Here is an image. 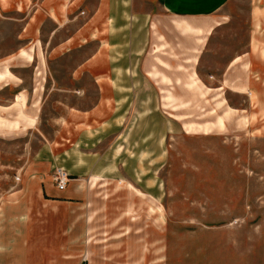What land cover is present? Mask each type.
<instances>
[{
	"label": "rangeland",
	"instance_id": "obj_1",
	"mask_svg": "<svg viewBox=\"0 0 264 264\" xmlns=\"http://www.w3.org/2000/svg\"><path fill=\"white\" fill-rule=\"evenodd\" d=\"M253 5L231 0L211 16L178 18V45L158 52L140 50L147 28L137 17L112 37V52L110 37L95 35L81 52L10 69L16 87L2 89L5 78L0 80V117L19 123L0 124L6 264H73L61 259L62 235L72 239L71 249L85 248L86 264H109L115 251L119 264H190L200 238L210 262L217 253L212 247L221 249L228 239L231 252L261 254L264 264V84L251 77L246 85L253 73L241 64L264 53H238L249 48L254 33ZM135 7L163 13L156 0H138ZM88 15L79 21L71 16L67 30L83 25L89 31L99 19L89 23ZM202 19L226 23L215 35L190 28ZM55 29L52 43L63 34ZM93 51L91 64H75ZM110 59L118 64H108ZM73 109L88 116L96 111L92 146L65 142L74 133L63 141L62 125ZM63 143L71 149V168L92 169L98 177L69 179L67 189L84 192L80 206L63 209L55 202L47 211L33 203L29 190L36 184L51 186L56 195L67 190L57 192L53 180L56 168L69 172ZM78 146L87 151L83 158ZM52 248L53 262H47L46 249ZM241 258L242 264L254 261Z\"/></svg>",
	"mask_w": 264,
	"mask_h": 264
},
{
	"label": "crops",
	"instance_id": "obj_2",
	"mask_svg": "<svg viewBox=\"0 0 264 264\" xmlns=\"http://www.w3.org/2000/svg\"><path fill=\"white\" fill-rule=\"evenodd\" d=\"M230 1L231 0H156L159 9H161L163 13L160 12L154 14L150 11L144 12L137 9L135 4L138 0H0V65H2L1 68H4L3 70H0V80L5 78L1 81V83H4L2 89L10 91L12 88L16 87V82L9 81L11 77L10 75L17 78L16 74L10 70L11 68L16 69L22 67V64H24L23 62L39 63L40 58L42 59V57L47 63L52 57H58V60L61 57L64 58L65 55L81 52L83 47L87 45V39L91 38V36L96 37L95 35H99L101 37L103 35H108L110 37L111 52L114 51V49L116 50L115 47L117 46V43L112 37L118 33L117 31H119V29L121 33H124L125 27H128L129 22H131V20H137V17L142 19H140L142 21V26L147 28V33L142 34V36L146 35L145 41L143 39L140 49L142 52H146L150 47H153L154 52H158L166 45L176 46L179 43L177 37H180L182 34V21L178 18L190 19L208 17L217 13L221 8L229 4ZM253 3L252 11L254 16L252 20L255 22L253 24L254 33L249 40V48H244L241 51L239 50V54L254 53L262 55L264 53V44L262 43V40H264V0H253ZM85 13L91 15L88 19L89 23L96 19H99V22H94L96 24L89 27V31L84 30L83 25H79L71 32L68 31L67 29L69 28L67 27V24L70 21L69 18L72 16L79 21V16ZM165 20H169V23L167 24L168 27L164 23ZM198 23L199 25L190 28H196L199 33L205 30L207 31V34L215 35L216 30H218L219 27H224L223 25H225L226 22L212 21L211 24H208V20L202 19L199 20ZM103 26L106 27L107 32H104L106 29H104ZM55 28H57V32H63V34L59 41L52 43V40L55 39L53 37V34L56 33ZM203 37H198V41L203 39ZM162 41L164 44H162ZM176 50L177 49H175V51ZM94 52L95 51H93V54L87 60L83 59L75 64H91L90 61L95 56ZM240 57L241 55H237L229 64L235 63ZM108 64H118V62L110 59ZM241 64H245L246 69L250 68L251 70L249 72L253 73V75L249 76L247 80H244L246 85H249L251 77L255 81H259L261 85L264 84V56H254L251 60L242 62ZM77 80L78 79H75V81ZM109 80L112 83L113 78L110 77ZM16 100L17 103L22 105L23 95L17 94ZM94 113H96V111H93L91 116H88L87 112L82 113L75 110L72 114L66 115L67 119H65L64 123L67 122V124L64 126L62 125L61 130L63 136H65V134L70 135V133H74L75 136L70 141H65L66 138L68 139V137L65 136L62 138L63 141L69 143V145L72 143L73 146L76 142L80 145L89 142L92 146L95 141V135L98 132L94 128L95 124L92 123L95 122V120L92 119ZM18 115L21 117V111H19ZM28 120L30 123H33L35 116L28 117ZM18 123L19 121L15 120L14 122H11L9 120H2V117H0V124L16 126ZM62 147L63 152H65L67 156V158L64 159V163L68 167L69 181L97 179L98 174L93 172L92 169L81 173L80 168H71V162H69L68 159L71 149L67 148L65 151V143H63ZM83 149L87 150L88 148ZM86 152L87 151H81L78 146L77 156L79 158H83L85 154H87ZM75 173H77L78 176H75ZM47 177L48 176L41 181H44ZM37 186L38 188L29 190V193H32L33 203L45 207L47 211H49V208H53L55 202L59 203L58 207L63 209L78 207L80 206L77 205L80 203L79 198L82 197V194L80 193H84L82 189L75 191L74 189H67L66 187L64 190H58L55 188L57 192H63L67 189L64 193L56 195L55 192L51 190V186L36 184V187ZM83 205H85V203H83ZM63 229L64 227H62V230ZM61 238V243H63L66 248L63 253H60L62 256L61 259H66L73 264H86L82 261V255L85 252V248L82 250L78 248L71 249L70 243L72 239L70 237H65L64 235H62ZM194 241L196 246L194 250H196L197 258L195 259L193 256L192 247V255H190L189 260L190 264H242L241 256L245 258L253 256L254 261L252 264H263L261 254H237L236 251L231 252V244L228 239L225 242L223 241L221 249L220 247H212L211 253L214 250H216L217 253L213 254V258L210 262L208 261V250L203 248L204 238ZM6 244L5 242H0V264L7 263L6 260H4L5 251H7ZM214 244L219 245L220 243L217 242ZM46 250L47 255L49 254L46 261L53 262V248ZM50 250L52 251L51 253ZM15 251L16 249L14 252ZM16 254L17 253H15V255ZM118 256L119 253L115 251V253L110 256L111 261L109 264H112L111 262L114 264V261L115 264H119L117 259ZM254 256L260 258L258 259V262L254 259ZM121 259L124 258L122 257ZM94 264H96V262Z\"/></svg>",
	"mask_w": 264,
	"mask_h": 264
},
{
	"label": "built area",
	"instance_id": "obj_3",
	"mask_svg": "<svg viewBox=\"0 0 264 264\" xmlns=\"http://www.w3.org/2000/svg\"><path fill=\"white\" fill-rule=\"evenodd\" d=\"M53 180L58 190H64L68 184L69 175L62 168H56L53 174Z\"/></svg>",
	"mask_w": 264,
	"mask_h": 264
}]
</instances>
